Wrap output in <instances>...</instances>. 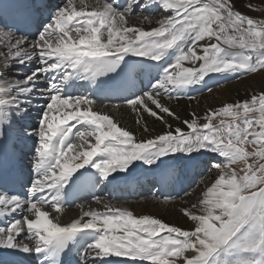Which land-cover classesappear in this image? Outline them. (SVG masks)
<instances>
[{
  "label": "snow or ice",
  "instance_id": "snow-or-ice-1",
  "mask_svg": "<svg viewBox=\"0 0 264 264\" xmlns=\"http://www.w3.org/2000/svg\"><path fill=\"white\" fill-rule=\"evenodd\" d=\"M239 4L64 0L52 10L43 0L0 2V264H68L73 255L78 264H264V92L184 119L164 103L195 99L189 89L212 74L264 72V20ZM244 7L264 14V0ZM17 66L29 71L13 77ZM139 76L148 90L137 88ZM113 96L148 138L96 110ZM145 114L164 130L151 135ZM218 116L231 122L214 125ZM197 156L218 176L199 205L180 209L190 229L136 217L96 193L134 167L163 181L174 161ZM72 205L79 217L60 223Z\"/></svg>",
  "mask_w": 264,
  "mask_h": 264
},
{
  "label": "rangeland",
  "instance_id": "rangeland-1",
  "mask_svg": "<svg viewBox=\"0 0 264 264\" xmlns=\"http://www.w3.org/2000/svg\"><path fill=\"white\" fill-rule=\"evenodd\" d=\"M249 2L259 4V2H256L254 0H240L239 9L241 11L245 12L247 15L255 17L258 20H264V14H261L259 12L250 11L246 7H244V5H246ZM200 43H204V41H201ZM232 51L238 52L239 49H232ZM20 71L21 70H19L18 67L13 69V77H15ZM214 75L216 76V75H221V74H212L210 78L206 77V79L209 80ZM226 77H227V79H225V82H222L221 84L212 87L211 92L206 91L205 93H203L204 95L205 94L209 95V99H207L206 101H203V102L202 101H192L190 103L182 104V105H186L185 107H186V109H188V115L192 112H196L197 114H200V115L204 111H205L204 114L207 113L209 111V109H212V108H210L211 106H210L209 100L215 101L214 104H217V107L215 109H217V108L222 107L228 103H236L237 101H243V99H248L251 97V95L253 93L259 94L261 92H264V79H262V78H264V72L250 73V74H246V75L233 74V75H229V76L227 75ZM232 86L236 90H238L234 94L229 93L227 91ZM236 86H237V88H236ZM241 94H247V95L249 94L250 96L244 97L242 99V98H240ZM128 109H130V108H128ZM197 109L199 111H201V113L198 112ZM124 110H125V112L122 111L123 113H117L113 117L115 119L120 120L121 123L123 125H125V127H127L128 129L131 128L130 130L133 131V129L137 128V125L134 123L135 114L132 113L131 110L127 111V108ZM250 115H257L258 116L259 114L255 113V114H250ZM131 118H132V120H131ZM145 119L147 122L148 119L152 120L154 118H151L150 116L145 114ZM221 120H223L225 123H229V122H231V117H229V116H218L213 121V124L219 126ZM201 122H203V121H201ZM257 130H259V129H257ZM248 151H251V147H249ZM233 167L236 169L238 174H242L240 172V169L243 167L242 164H236V165H233ZM137 169L140 170L141 166L138 167ZM217 176H218V173L216 170H212V171L207 170V173L203 176V179H200L198 187L196 189L192 190L190 192L191 193L190 195L182 197L179 201H171V202H168L167 204H165V203H163V201H161V202H158V204L160 203V204L164 205V208H166V210L167 209L170 210V208L175 209V211L177 212V215L180 217L182 216V218L185 220L182 224H180V223H176V224L183 229H190L192 227V222L188 218L183 217L182 213L180 212V209H182V208H190L191 209V206L193 204L199 205V200L202 196L203 190L206 187L210 186L212 183H214V180H215V178H217ZM146 200H147V198H146ZM143 201H145V198L133 200V201H131V203L137 204V203H140ZM78 209L79 208H77V210ZM192 210L195 211V209H192ZM185 223H187L189 226H187Z\"/></svg>",
  "mask_w": 264,
  "mask_h": 264
},
{
  "label": "bare ground",
  "instance_id": "bare-ground-1",
  "mask_svg": "<svg viewBox=\"0 0 264 264\" xmlns=\"http://www.w3.org/2000/svg\"><path fill=\"white\" fill-rule=\"evenodd\" d=\"M254 1L259 2V3L261 2V0H254ZM131 23L136 24V23H139V22L136 21V20H132ZM174 55H175V53H174ZM165 66H167V65H165ZM184 66L185 67H190L191 65H188L187 63H185ZM17 67H18L19 70H21V69L25 70V69H23L25 67H22V68L21 67L19 68V66H17ZM33 67H35V65H33ZM161 71H163V69H161ZM262 79H264V78H262ZM236 88H237V86H236ZM227 91L229 93L234 94L238 90H236L232 86ZM247 96H250V95L249 94L248 95L247 94H241L240 98L243 99L244 97H247ZM207 99H209V95H206V94L204 95L203 94L202 96L199 95V96L195 97V99H191V100L190 99L186 100V98H185V99H181V100L168 101L167 99H165L164 103L168 104L173 111H175L182 119H184V118H188L189 115H188V109H186V107H185L186 105H182V104L190 103L192 101H202L203 102V101H206ZM243 100H245V99H243ZM209 101L208 102L210 103V106H211L210 108L215 109L217 107V104H214L215 101H211V100H209ZM126 108H127V111L130 110V109H128L127 105H121V108L119 109V111L113 113L111 111L110 107L105 108L104 105H98V104L96 105V110L97 111L107 112V113H109L112 116H115L117 113H123L122 111L125 112L124 109H126ZM198 112L201 113V111H199V110H198ZM204 112L201 113V115H204ZM198 115H200V114H198ZM131 120H132V118H131ZM170 123H172L173 124V128H175V126L179 122L170 120ZM147 125H148V127L150 129H152L151 135H153V136L155 134H157L159 132H162L164 130V128L162 127V125L159 122H154V119H152V120L148 119ZM180 127L182 129H184V130H187L183 124H180ZM133 132L136 134L137 139H146V138H148V134L143 133L138 127L133 129ZM202 158H204V157L197 156V161L189 162V164H188L190 166L189 170L194 169L196 167L197 163L199 161H201ZM183 161H185V160H176V161H174L175 167L180 162H183ZM25 165H26V163H25ZM137 168L138 167H134L133 169L130 170V174H125V175H127V180L121 181L120 183L124 184L125 182L130 181V180H139L140 178H147V177H151V176L156 177V175L154 173L148 172L142 166H141L140 170L137 169ZM172 175L173 174H170L169 178H171ZM184 186L187 187V184H185ZM158 202L159 201H157L155 198H148L147 200L145 199V201L137 203V204H133V203H131V201H124V202H119V203L118 202H110V203L113 204V205H116L117 207L127 208L128 210L132 211L133 214L136 215L137 217H139L141 215H151L153 217L162 218L165 222L170 223V224H176V223L182 224L185 221L182 218V216L180 217V216L177 215V212L175 211V209H171L170 208V210L169 209L166 210V208H164V205H162L160 203L158 204ZM88 204H89V202L84 203V205H86V206ZM91 207H93V208H95V209H97L98 211H101V212L104 210L101 205H98V204H95V203H93L91 205ZM77 208L75 210L64 209L62 214L60 215V223L66 224V223L71 222V220H73L75 218H78L79 215H80V209L77 210ZM185 224L187 226H189L187 223H185ZM3 255H4L3 253H0V256H3ZM112 259H114V261H116V262H120V261H122L125 258L113 257ZM27 260H29V259H27ZM32 264H34V263H32Z\"/></svg>",
  "mask_w": 264,
  "mask_h": 264
}]
</instances>
